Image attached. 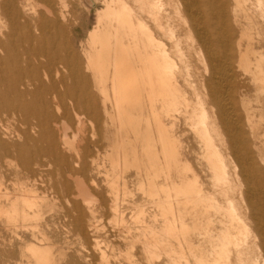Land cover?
I'll list each match as a JSON object with an SVG mask.
<instances>
[{"label":"bare ground","instance_id":"6f19581e","mask_svg":"<svg viewBox=\"0 0 264 264\" xmlns=\"http://www.w3.org/2000/svg\"><path fill=\"white\" fill-rule=\"evenodd\" d=\"M86 2L0 0V264H264V0Z\"/></svg>","mask_w":264,"mask_h":264},{"label":"rangeland","instance_id":"374dc122","mask_svg":"<svg viewBox=\"0 0 264 264\" xmlns=\"http://www.w3.org/2000/svg\"><path fill=\"white\" fill-rule=\"evenodd\" d=\"M68 1V9L69 15L72 16L74 20V26L79 29V34L77 36V47L76 50L80 51L81 47L79 45L80 40L86 39V33L89 28L93 26L96 20V10L97 7H102V2L98 1L97 7H93L92 4L86 2V0H67ZM85 38V39H84ZM101 180V178H98ZM135 199L137 201H141V193L138 190H134ZM107 220L104 219L102 224H106Z\"/></svg>","mask_w":264,"mask_h":264}]
</instances>
